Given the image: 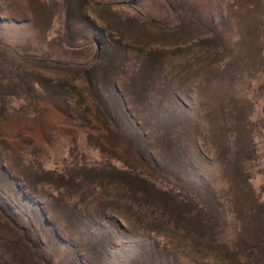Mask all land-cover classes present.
Here are the masks:
<instances>
[{"label":"rangeland","instance_id":"rangeland-1","mask_svg":"<svg viewBox=\"0 0 264 264\" xmlns=\"http://www.w3.org/2000/svg\"><path fill=\"white\" fill-rule=\"evenodd\" d=\"M0 264H264V0H0Z\"/></svg>","mask_w":264,"mask_h":264},{"label":"trees","instance_id":"trees-1","mask_svg":"<svg viewBox=\"0 0 264 264\" xmlns=\"http://www.w3.org/2000/svg\"><path fill=\"white\" fill-rule=\"evenodd\" d=\"M108 127L109 128H111V129H113L115 126H114V122L112 121V120H108ZM152 187L156 190L157 188L158 189H160V190H169V186H165L164 188H162V187H158L157 185H156V183H153L152 184ZM173 190V189H172ZM166 193V192H165Z\"/></svg>","mask_w":264,"mask_h":264}]
</instances>
